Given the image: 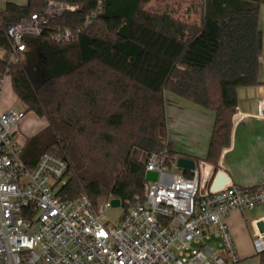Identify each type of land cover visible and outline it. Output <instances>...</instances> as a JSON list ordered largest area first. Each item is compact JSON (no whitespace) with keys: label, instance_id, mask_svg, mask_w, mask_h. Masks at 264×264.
<instances>
[{"label":"trees","instance_id":"16d2710c","mask_svg":"<svg viewBox=\"0 0 264 264\" xmlns=\"http://www.w3.org/2000/svg\"><path fill=\"white\" fill-rule=\"evenodd\" d=\"M47 1L0 9V49L9 48L7 29ZM151 1L102 0L77 42H51L58 28L80 24L88 10L81 8L53 20L41 37L26 38L18 63L0 59V79L9 76L22 110L47 122L26 139L22 161L32 169L48 152L68 163L61 201L86 195L94 204L106 197L124 208L142 203L145 168L132 154L166 147L175 156L168 142V96L214 114L204 161L216 166L230 145L237 90L259 83L264 0H202L198 25L145 10ZM257 257L264 264V251Z\"/></svg>","mask_w":264,"mask_h":264},{"label":"built area","instance_id":"2783aa9c","mask_svg":"<svg viewBox=\"0 0 264 264\" xmlns=\"http://www.w3.org/2000/svg\"><path fill=\"white\" fill-rule=\"evenodd\" d=\"M78 1L48 0L19 19L6 31L9 48L0 49V59L18 63L26 38H39L56 18L88 9L80 24L58 28L49 36L55 44L77 42L102 10V0ZM9 79L7 74L0 79V264H239L224 218L234 210L264 206V187L228 184L211 192L212 173L204 164L186 171L188 175L173 173L176 157H169L165 147L144 155L145 174L155 173L156 179L145 180L142 203L126 207L119 224H108L104 212L113 209L114 199L95 204L86 195L60 200L58 193L67 182L66 160L45 152L32 169L22 161L25 139L19 126L26 114L1 110ZM258 117H264V102ZM256 226L263 239L264 218ZM210 229L217 248L207 244Z\"/></svg>","mask_w":264,"mask_h":264},{"label":"crops","instance_id":"0c3cea01","mask_svg":"<svg viewBox=\"0 0 264 264\" xmlns=\"http://www.w3.org/2000/svg\"><path fill=\"white\" fill-rule=\"evenodd\" d=\"M185 3L187 9L183 14L185 23L199 24L201 16L202 0H175ZM27 0H0V9H4L7 3L18 6H25ZM196 4V8L192 6ZM194 7V6H193ZM174 17V12L168 13ZM176 15L174 19H177ZM180 21H182L180 19ZM258 26L261 31V46L264 57V5L260 6L258 14ZM258 85L237 90V104L234 116L232 118L233 126L231 131L230 145L221 152L216 166L206 163V158L210 137L213 128L214 114L199 108L189 102L168 96L170 99L166 107V117L172 118V124L169 123L170 132L168 142L175 152L187 159L200 160L199 164H204L207 170L212 173L211 182L218 171H223L229 178V184L238 187H264V117H258L259 105L264 102V65L260 64ZM9 85L3 89L1 110L14 108L18 104L14 95L10 79ZM31 120L22 121L19 126L20 131L29 130L31 125L36 126L32 135L25 136L24 139L30 138L41 130V119L36 118L33 114ZM171 116V117H169ZM235 118V119H234ZM187 119V120H186ZM183 121H187L195 126V136L192 140L191 147H183L179 144V136L182 133ZM167 128L169 129L168 125ZM180 129V130H179ZM202 132V133H201ZM195 164V163H194ZM183 173V172H182ZM264 206L256 207L247 211H231L224 218L225 223L232 235L237 254L239 256V264H248L252 260L259 263L257 255H250L251 247L255 249L261 245L259 242L251 243L246 235V221L244 219L245 212H253ZM210 240L207 241L209 246L217 248L215 245L214 230H209Z\"/></svg>","mask_w":264,"mask_h":264},{"label":"rangeland","instance_id":"374dc122","mask_svg":"<svg viewBox=\"0 0 264 264\" xmlns=\"http://www.w3.org/2000/svg\"><path fill=\"white\" fill-rule=\"evenodd\" d=\"M193 6H192V8L197 7L196 4H194ZM143 8L145 10L151 11L153 13H167L168 14V13L174 12L173 18H175V16L177 15L178 16L177 20L181 19L183 22L187 21V20H185V17H183V14L185 13V10L187 9V7H186L185 3H183L182 1L177 2L175 0H152L150 3L145 5ZM189 24H192V23H189ZM8 85H9V83L6 80V82L4 84V88L7 87ZM166 98L169 102L170 99L168 97H166ZM14 108L16 110H22V108L19 104H15ZM169 117H171V116H169ZM31 118L32 117L30 114H26L24 122L31 120ZM166 121H167V125L169 127V129L167 128V133L169 135L170 132H173V131H171L170 126H169V123L172 124V122H171L172 118L170 119V118L166 117ZM41 124H42L41 126H43V127L41 128L40 131H42L44 128L47 127V122L45 120H42ZM30 127L31 128L29 130L22 131L23 138H25V136L32 135L36 126L31 125ZM193 128H195V126L193 124H190L187 121H183L182 128H181L182 133H180L181 136H179L180 138H179L178 142L180 145H182L185 148L192 146V140H193V137L195 136V133H196L195 129H193ZM40 131H38V132H40ZM26 139H25V141H26ZM181 157H184V156H182L180 154H178V156H176V158H181ZM132 158L134 160H136L137 162L142 163V161L144 159V155L137 152V153L132 154ZM192 161L197 166L199 164L200 160L192 159ZM171 171L173 173H179V174L182 173L181 170H178V169L176 170L174 168H172ZM201 186H202V184H201ZM203 193H204V190L202 187H200L199 191H198V195H202ZM124 211H125V208L122 206L117 207V208H113V209H107L104 212V218L107 219L108 224L117 225V224H119L120 218L124 214ZM262 218H264V207H262L260 209H256L253 212L249 211V212L244 213V219L246 221V226H247L246 235L248 236L249 241L252 244L255 242H259L261 245L257 249H255L254 246H252L251 252H250L252 254H250V255H257L260 252L264 251V238L263 239L259 238L258 232H257V226H256V223L258 221H260ZM214 238L216 239L215 245L218 247V245H219L218 239L216 237H214ZM238 258H239V256H238ZM239 261H240V259H239ZM248 264H257V261L254 259L251 262H249Z\"/></svg>","mask_w":264,"mask_h":264},{"label":"water","instance_id":"95a60500","mask_svg":"<svg viewBox=\"0 0 264 264\" xmlns=\"http://www.w3.org/2000/svg\"><path fill=\"white\" fill-rule=\"evenodd\" d=\"M235 119V118H234ZM195 167L194 162L191 159L185 157L176 158V168L182 172L193 170ZM155 173L147 172L145 174L146 181H155ZM229 184V178L223 171H218L210 184L209 190L211 192L221 190L223 187ZM111 206L116 208L119 206V200H111Z\"/></svg>","mask_w":264,"mask_h":264}]
</instances>
